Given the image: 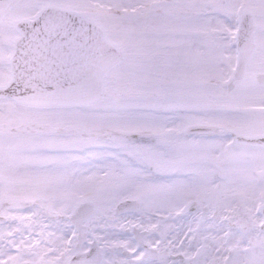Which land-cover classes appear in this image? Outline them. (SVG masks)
<instances>
[{
    "label": "snow or ice",
    "instance_id": "1",
    "mask_svg": "<svg viewBox=\"0 0 264 264\" xmlns=\"http://www.w3.org/2000/svg\"><path fill=\"white\" fill-rule=\"evenodd\" d=\"M0 264H264V0H0Z\"/></svg>",
    "mask_w": 264,
    "mask_h": 264
}]
</instances>
